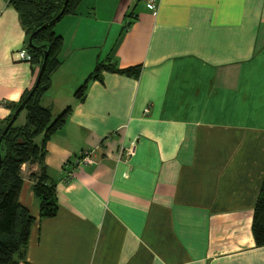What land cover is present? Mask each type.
<instances>
[{"label": "crops", "instance_id": "obj_1", "mask_svg": "<svg viewBox=\"0 0 264 264\" xmlns=\"http://www.w3.org/2000/svg\"><path fill=\"white\" fill-rule=\"evenodd\" d=\"M53 30L61 63L41 104L54 116L71 108L46 142L58 210L39 217V168L24 163L19 201L34 221L18 264H264L251 231L264 180V0H157L156 13L145 0H81ZM26 43L0 0V124L37 77L20 58ZM98 62L140 69L103 71L78 99ZM85 149L91 162L66 178Z\"/></svg>", "mask_w": 264, "mask_h": 264}, {"label": "trees", "instance_id": "obj_2", "mask_svg": "<svg viewBox=\"0 0 264 264\" xmlns=\"http://www.w3.org/2000/svg\"><path fill=\"white\" fill-rule=\"evenodd\" d=\"M80 1L68 0L63 13L56 17L63 8L64 0H7L20 16L27 34L26 50L30 55V63L38 68V72L44 61L45 51L47 57L37 86L34 88V82L18 102L10 105V114L0 124L1 136L16 108L33 90L18 114L19 116L25 111L24 122L18 124L17 116L0 141V264H18L23 258L30 226L34 221V217L19 201L23 183L21 167L24 163L36 164L39 168L30 174L39 217H53L58 210L56 183L46 170V142L64 125L71 108L67 106L54 116L50 107L41 104V98L50 87L52 73L61 63L58 53L62 46V37L54 32V25L63 15L75 14ZM33 32L35 33L29 43ZM139 69V66L118 68L113 64L98 62L92 73L77 88L75 96L82 99L87 82L91 79H101L103 71L136 76ZM76 166V161L68 160L64 163L66 178L71 177L68 173H73ZM251 231L256 246H264V180L254 206Z\"/></svg>", "mask_w": 264, "mask_h": 264}, {"label": "water", "instance_id": "obj_3", "mask_svg": "<svg viewBox=\"0 0 264 264\" xmlns=\"http://www.w3.org/2000/svg\"><path fill=\"white\" fill-rule=\"evenodd\" d=\"M67 1H68V0H64L63 8H62V10L60 11V13H59L56 17H58L59 15H61V14L63 13V11H64V7H65ZM44 26H45V24H44L43 26H41V28L44 27ZM34 33H35V32H33V33L31 34V36H30V38H29V43H31L32 36L34 35ZM46 57H47V51L44 52V61H43L42 65H41V67H40V69H39L38 74H37V77H36V80H35V84H34V88H35V87L37 86V84L39 83L40 75H41V73H42V71H43V69H44V65H45V59H46ZM34 88H33V89H34ZM32 91H33V90H32ZM32 91L27 95V97H26V98H25V99L19 104V106H18V107L16 108V110L14 111L12 117L10 118V120L8 121V123L6 124V126H5V128H4L3 132H2V134H1V136H0V141H1L2 137H3V135H4V134L6 133V131L8 130V128L12 125V123L14 122V120L17 118V116H18L20 110L23 108V106H24L26 100L30 97Z\"/></svg>", "mask_w": 264, "mask_h": 264}, {"label": "built area", "instance_id": "obj_4", "mask_svg": "<svg viewBox=\"0 0 264 264\" xmlns=\"http://www.w3.org/2000/svg\"><path fill=\"white\" fill-rule=\"evenodd\" d=\"M145 1L148 4V6H149L150 10L152 11V13H156V11H157V0H145ZM20 58H21V60H27V59H29L28 52H21L20 53ZM94 153H95V150L94 149H85L81 153L80 159L79 160H76L77 166L90 163L91 162V156ZM72 174H73L72 172L68 173L69 176H72Z\"/></svg>", "mask_w": 264, "mask_h": 264}, {"label": "rangeland", "instance_id": "obj_5", "mask_svg": "<svg viewBox=\"0 0 264 264\" xmlns=\"http://www.w3.org/2000/svg\"><path fill=\"white\" fill-rule=\"evenodd\" d=\"M18 121H20V118H19V120Z\"/></svg>", "mask_w": 264, "mask_h": 264}]
</instances>
